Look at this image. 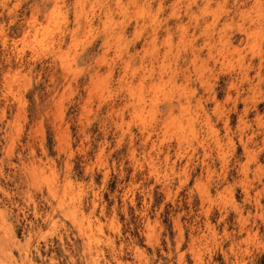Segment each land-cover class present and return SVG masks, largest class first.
Here are the masks:
<instances>
[{"label": "rangeland", "instance_id": "1", "mask_svg": "<svg viewBox=\"0 0 264 264\" xmlns=\"http://www.w3.org/2000/svg\"><path fill=\"white\" fill-rule=\"evenodd\" d=\"M0 264H264V0H0Z\"/></svg>", "mask_w": 264, "mask_h": 264}]
</instances>
